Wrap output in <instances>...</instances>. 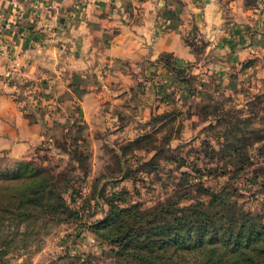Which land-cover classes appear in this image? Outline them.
<instances>
[{"label":"rangeland","instance_id":"obj_1","mask_svg":"<svg viewBox=\"0 0 264 264\" xmlns=\"http://www.w3.org/2000/svg\"><path fill=\"white\" fill-rule=\"evenodd\" d=\"M196 52V64L165 66L173 80L158 98L165 111L115 137L110 129L91 132L69 96L42 105L25 94L35 82L19 83L17 101L42 124V139L26 158L0 146V264H243L236 254L198 249L171 258L173 245L142 249L154 253L146 263L136 243L112 241L121 221L113 206L143 213L216 204L221 214L244 211L264 225V53L226 81L199 65L204 49ZM22 182L30 197L45 189L38 204H22L15 193ZM59 196L65 207L55 204ZM252 260L264 264V255Z\"/></svg>","mask_w":264,"mask_h":264},{"label":"crops","instance_id":"obj_2","mask_svg":"<svg viewBox=\"0 0 264 264\" xmlns=\"http://www.w3.org/2000/svg\"><path fill=\"white\" fill-rule=\"evenodd\" d=\"M189 39L202 43L199 65L212 69L203 70L237 80L239 66L264 53V0H0L2 150L26 158L42 139V124L17 101L20 82L36 83L25 94L42 105L69 96L91 132L141 127L165 111L158 98L173 80L163 56L200 59ZM147 96L146 106L130 101Z\"/></svg>","mask_w":264,"mask_h":264},{"label":"trees","instance_id":"obj_3","mask_svg":"<svg viewBox=\"0 0 264 264\" xmlns=\"http://www.w3.org/2000/svg\"><path fill=\"white\" fill-rule=\"evenodd\" d=\"M187 42L194 51L201 48L202 43H195L191 39ZM161 60L166 67L172 68V61L176 59L173 55L166 54ZM41 174L42 172L39 171L34 175L39 177ZM18 188L22 192L17 190L15 193L22 204H38L35 202L41 201L45 193V189L38 186L32 191L31 197L27 196L29 187L24 182ZM55 204H62L65 207L66 202L62 196H59ZM216 206V204L208 206L201 204L184 209L169 205L143 213L136 208L121 209L113 206L115 215L119 216L121 221L119 230L113 234L115 238L113 237L112 241L114 244L128 240L136 243L139 247L136 258L146 263L153 259L154 253L141 254L142 249H162L164 246L173 245L177 246L178 250L172 253L171 258L180 257L182 255L180 252L184 250L198 249L200 253L207 250L211 253L220 251L236 254L235 259L238 258L243 264H255L252 257L257 254L264 255V243L259 242L260 240L264 242V225L252 218L251 213L241 211L237 216L231 209L227 214H221ZM122 214H127V218H121ZM252 244L256 246L252 247ZM199 261L201 260L197 262Z\"/></svg>","mask_w":264,"mask_h":264}]
</instances>
